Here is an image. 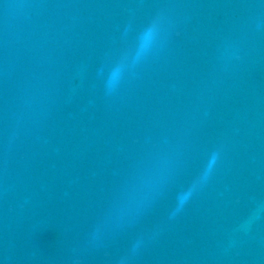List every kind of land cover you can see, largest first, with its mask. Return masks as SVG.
<instances>
[{
  "label": "water",
  "instance_id": "obj_1",
  "mask_svg": "<svg viewBox=\"0 0 264 264\" xmlns=\"http://www.w3.org/2000/svg\"><path fill=\"white\" fill-rule=\"evenodd\" d=\"M0 264H264V0H0Z\"/></svg>",
  "mask_w": 264,
  "mask_h": 264
},
{
  "label": "clouds",
  "instance_id": "obj_2",
  "mask_svg": "<svg viewBox=\"0 0 264 264\" xmlns=\"http://www.w3.org/2000/svg\"><path fill=\"white\" fill-rule=\"evenodd\" d=\"M109 87H113V80L110 78L109 82H108ZM217 160V154L213 153L212 156L209 159L208 164L205 166L204 172L201 175L200 178V183H204L207 182L212 169L215 165V162ZM195 185L192 188H189L186 192L181 193L178 195L177 200H178V208L177 210H179L180 207H182L187 200L191 197V195L193 194L194 190H195Z\"/></svg>",
  "mask_w": 264,
  "mask_h": 264
}]
</instances>
